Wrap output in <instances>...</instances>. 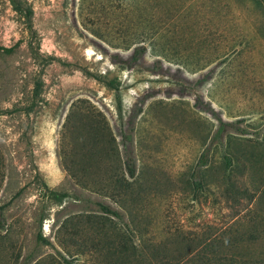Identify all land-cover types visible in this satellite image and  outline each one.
Masks as SVG:
<instances>
[{"label": "rangeland", "instance_id": "obj_1", "mask_svg": "<svg viewBox=\"0 0 264 264\" xmlns=\"http://www.w3.org/2000/svg\"><path fill=\"white\" fill-rule=\"evenodd\" d=\"M17 1L28 22L0 0V264H112L124 239L130 264H264V0Z\"/></svg>", "mask_w": 264, "mask_h": 264}, {"label": "trees", "instance_id": "obj_2", "mask_svg": "<svg viewBox=\"0 0 264 264\" xmlns=\"http://www.w3.org/2000/svg\"><path fill=\"white\" fill-rule=\"evenodd\" d=\"M137 3L134 4V7L138 6L139 8V3L138 0H136ZM10 3L13 7L14 10L20 12L21 14H24L26 21H29V16L31 15V10L29 7L27 6H22L17 0H10ZM155 4H157V0H155ZM165 5H160V7H158V11L162 12L164 9ZM150 14V13H149ZM145 19V14L143 12H141V15L139 17V22L136 24L137 27H139V31L137 33L136 39L137 41H133L131 43H127V46H131L133 44H135L133 50H132V54L130 56V59L132 60H137L141 54H143V52L146 50L144 44V39L147 35V33H149V30L147 28L148 25V18H146V21L144 23L143 20ZM27 28L30 30V25L27 26ZM156 33V29L154 28L151 31V34ZM143 37V38H142ZM8 49H6L7 51ZM157 53L156 55L158 56H162L164 57L165 54L163 52H155ZM166 57V56H165ZM105 84L112 89L113 93H114V99H115V105H116V109L118 111V115L121 116V98H120V94H119V89L117 86V82L114 79H110L108 81H105ZM87 117H89L90 123L89 126V130L87 131V135L88 138L91 140H96L98 136H100L102 134V136H104L105 134H107V122L105 121V117L103 116V114H101L98 110H96V108H94L91 105L87 106ZM93 117L96 118H101V123L102 125L99 126L100 122L96 121ZM92 118V119H91ZM94 120V123H93ZM104 131V132H103ZM202 158V162L205 163L206 159H205V155L201 156ZM125 172L127 174L128 177H132L133 173H134V169L133 166L129 163L126 162L125 163ZM119 182V181H117ZM122 186L125 187L126 186V182L122 183ZM51 194H53L55 196V198L57 197H63L64 194L61 193H56V192H50ZM99 208L102 210V212L108 213L113 215L114 217H119V214L114 211L109 209V207L98 203ZM97 229L101 230L102 229V222H97ZM41 238V236H39ZM134 255L133 251H131L128 246L126 245V241L125 239L122 241V245L120 246V250L118 251V255H117V259L115 261H113L112 264H130L132 263V259L131 256Z\"/></svg>", "mask_w": 264, "mask_h": 264}]
</instances>
